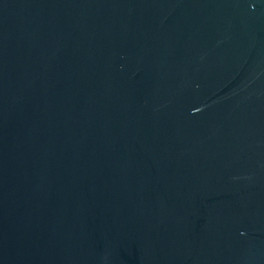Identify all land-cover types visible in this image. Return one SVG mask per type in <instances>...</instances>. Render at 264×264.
<instances>
[{
    "label": "water",
    "instance_id": "95a60500",
    "mask_svg": "<svg viewBox=\"0 0 264 264\" xmlns=\"http://www.w3.org/2000/svg\"><path fill=\"white\" fill-rule=\"evenodd\" d=\"M0 264H264V0H0Z\"/></svg>",
    "mask_w": 264,
    "mask_h": 264
}]
</instances>
